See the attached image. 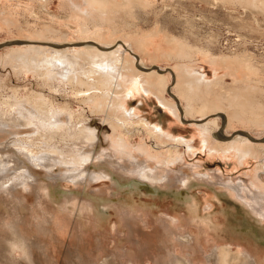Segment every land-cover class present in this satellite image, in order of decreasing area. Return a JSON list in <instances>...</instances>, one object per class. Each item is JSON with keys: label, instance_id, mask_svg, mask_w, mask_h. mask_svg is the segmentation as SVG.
Segmentation results:
<instances>
[{"label": "rangeland", "instance_id": "1", "mask_svg": "<svg viewBox=\"0 0 264 264\" xmlns=\"http://www.w3.org/2000/svg\"><path fill=\"white\" fill-rule=\"evenodd\" d=\"M247 1L136 0V5L126 7L132 9L130 12L120 9L115 16L113 25L119 30L116 38H112L113 30L108 26L107 38L94 40L80 32L83 20L76 9H79L77 4L86 6L83 0L72 4L66 0H0V43L49 39L59 43L89 40L113 44L118 39L128 43L140 35L146 36L147 51L134 46L143 59L140 65L158 66L164 72H146L143 78L154 92L167 99L172 97L169 89L180 95L185 106L184 89L188 80L182 69L193 71L199 66L209 81L214 82L215 69L221 67L212 61L225 57L227 62H233L231 70L221 71V75L227 73L222 79L223 85L213 92L221 89L222 93L235 92L247 84L251 99L247 96L246 117L257 116L264 121V3ZM43 31L54 32L55 36L46 38ZM15 46L0 48L1 112L14 110L16 100L27 99L35 92L62 104L68 98L80 117L76 129L83 125L99 129L106 125L103 131L109 133V124L115 121L112 112L93 111L88 105L79 104L77 99L69 97L72 88L67 81L63 82L60 77L45 79L28 68L26 61L12 58ZM21 49L28 56L36 54L35 50ZM133 65L129 63L128 67ZM169 70L178 74L175 85ZM163 73L169 77L165 78ZM238 76L242 84L237 83ZM141 81L143 79L138 78L136 84H129L133 96L126 104L127 110L136 109L140 117L148 116L176 140L160 139L139 123L141 119L131 120L125 129L131 147L119 150L102 135V139L97 140L98 151L108 154L113 151L114 164L125 167L109 165L99 158L108 161L110 158L96 155L94 162L92 159L80 173H102L93 181L78 175L56 183L47 178L48 171L43 168L37 169L40 182H44L41 193L33 184L30 189H22L23 194L0 190V264H216L214 254H219V258L223 249L230 253L229 264L240 263L243 252L251 261L245 260L243 264H264V217L249 196L255 195L264 202V146H258L255 153L249 155L222 150L216 142L212 143L213 138L210 146H206L201 141V126L184 122L181 113L177 118L157 98L148 97ZM195 90L197 94L193 97L200 103L214 99L213 93L204 92V87ZM144 95L146 106L141 109L138 101ZM222 111L228 114L227 110ZM203 116L195 111V115L184 118L197 120ZM262 127L234 123L227 131L228 142L243 143L245 138L232 135L239 130H249L257 138L264 137ZM215 130L213 137L218 131ZM21 139V146L31 145L26 134ZM8 141L13 146L11 138L1 139L0 144ZM55 145L65 150L69 148L70 157L77 152L75 150L84 147L74 138L62 139ZM140 145L146 150L147 158L155 157L152 158L154 178H142L134 170L133 156L139 154L132 148ZM88 150L94 151L93 148ZM54 168V173L65 175L64 167ZM239 180L250 188L243 191L246 198L233 188ZM13 226L25 238L26 250L7 242L12 241L10 228Z\"/></svg>", "mask_w": 264, "mask_h": 264}, {"label": "bare ground", "instance_id": "2", "mask_svg": "<svg viewBox=\"0 0 264 264\" xmlns=\"http://www.w3.org/2000/svg\"><path fill=\"white\" fill-rule=\"evenodd\" d=\"M135 1L136 0H122L121 2L119 0H83V5L86 6L84 7L82 4H77L79 9H76V11L81 14L83 20L80 32H82L87 38L91 37L94 40L101 38V40H104V38H107L108 33H110L108 32L110 31V29H108L109 26L113 30L112 38H116L119 30L116 28V25H113L115 23V16L120 13V9L125 12H130L132 9L127 10V8L135 3H138ZM249 1L251 3V0ZM259 1L262 2V4L264 3V0H256V3L258 4ZM66 2H71L72 4V2H76V0H66ZM43 33V36L46 38H52L55 36L53 35L54 32L43 31ZM40 34L41 33H39V35ZM40 36H42V34ZM20 41L22 43L13 44L17 45L15 47H19L20 50L17 51V48L14 47L13 52L15 54L12 55V58L16 57V59L18 58L26 61L25 63L28 68L34 69L37 73L45 77V79L55 77L57 79L60 77L63 79V82L67 81V84H69L72 88L69 97L77 99V102L81 105H88V107L93 109V111H101L103 109L109 110L112 112V117L115 121L112 120L110 122L109 126L111 128L109 127V133H107V131H103L108 127H106V125H103V127L99 129L97 127L83 125L78 130L76 129V126L80 123V117L77 116L71 104V100L68 98H66V103L64 102L62 104L60 102H55L51 98L46 97L44 94H37L35 92L28 96L27 99L21 97L16 100V106L13 108L14 110H6L7 112H5V110L2 112L0 111V140L4 138H11L14 142L13 146L10 145L9 141L4 144H0L1 191L10 190L15 191V193H19L22 189H25V187L30 189L29 186L33 184L40 192L41 186L44 182H40L37 169L41 170L43 168L48 171L47 178L56 180V183H63L62 180L64 178L75 179L78 175L81 178H89L93 181L101 177L102 173L94 171L90 172V174L88 172L84 175H81L80 173L85 171L84 168H81H86L96 155L110 158L111 160L108 161L105 158L98 157L99 159L106 160L109 165L114 167H125L114 164L113 151L111 154L98 151L99 142L97 143V140L102 139L100 137L102 135L104 137L103 139L107 138L111 140L112 143L119 148V150L122 149L123 151L124 148L131 147L129 145L128 134L125 132V129L129 126L131 120L141 119L139 123L150 129L154 135H158L160 139H167L171 141L176 140V137L173 134L166 131L163 126H159L154 123L148 116L144 115V117H140L136 109L131 111L127 110V102L129 101V98H132L133 96L132 91L129 90V84H131V82L136 84L138 78L143 79V81H141V87H143L144 93L148 97L157 98L165 107L169 108L177 118H180L181 116L185 117L190 114L193 116L195 115V111H200L202 115H205L200 119L197 118V120H187L185 119L186 117H182V120L189 123L193 122L201 126L203 131L201 141L205 142L206 146H210V142L212 141L211 138H213L212 143H214V145L216 142V144L219 145L218 147H221L222 150H236L240 155L253 154L258 146H264V140H262L264 137H254L249 130V132L244 130L246 134L240 132L243 130L234 131V134L232 133V135H235L234 137L239 135L242 139L245 138L243 143L237 144L236 141L228 142L230 136H228L227 131L234 123L246 122L254 127H264V121H261V119L257 116L250 117L248 119L246 117L244 107L245 104L249 102L247 96L251 99L249 93L247 92V90H249V86L247 84L239 87V90L235 92L229 91L222 93V89L221 91L213 92L215 89L220 90L218 87L223 85L222 79L227 73L221 75V71H227V69H230L232 66L231 64L233 62H227V60L224 59L225 57L222 58L221 61H212L215 66L221 67H215L216 79L214 82L209 81L208 75L199 66L193 71L189 68L182 69L188 80L184 89L187 102V106H185L181 103L182 98L180 95L172 93L169 89L172 97L171 99H167L166 97L154 92L151 85L143 78L146 72H152L155 70L160 73L164 72L158 66L149 68L145 65H140L143 59L141 60L139 57V52H135L134 46L140 48L143 52L147 51L146 45L148 38L146 36L140 35L138 38L134 40L132 39V42L131 40L128 41V43L126 40L118 39L113 41V44H106L98 41L93 42L89 40L80 41L78 43H59L58 41L56 42V40L49 39L48 41H46V39L45 41ZM21 48H25V50L30 52L35 50L36 54L28 56L27 54H23L24 50ZM168 54L173 55L171 53ZM23 55H25V57ZM9 60H11V58ZM129 63H133L136 68H139V71L135 69L134 65L131 68L128 67ZM168 74L175 78L173 83V85H175L178 74H176L174 70H169ZM163 75L165 78L167 77L164 73ZM237 78V83H241L242 81H239V76ZM199 86L204 87V92L210 91L209 93H213L212 95L214 96V99L211 98L209 101L206 99L205 102L203 100V102L200 103L195 98L196 101L200 103V105L196 106L194 99L195 96L193 97V95L197 94L195 89ZM172 90H175L174 87ZM120 94H123L124 96H119ZM138 103L142 106L141 109L146 106L145 95L139 99ZM222 108L227 110L228 114L222 111ZM178 113H181L182 115L180 116ZM252 116L254 115L252 114ZM221 117L226 121V124L224 125L225 129H222V126L220 128L219 120H221ZM215 129L221 130V136L213 137L212 131ZM76 132H78V135L75 134ZM79 132L82 133L80 134ZM24 134L27 135L28 141L31 145H20V141L23 140L21 137ZM68 138H74L76 141H79V143H82V145L84 144L83 148H76L77 150L75 151L77 152L72 153L74 154L73 157H70V153L72 151H68V146V149L65 150L55 145L57 142L62 141V139H66L67 141ZM141 147L142 146L140 145L137 149L132 148L133 151L138 152L139 154V156H133L134 162L132 163H134V170L137 174L139 173L142 178H154L152 173H154L155 167L153 165L154 162L152 161V158L155 157H151V159L147 158L145 155L146 150ZM92 148L94 151L88 150ZM258 152H260V150ZM57 165L66 169L65 175L54 173V167ZM244 184L243 180H239L238 185L232 186L246 198L243 191L250 188ZM20 194L23 193L20 192ZM249 196H251L254 204L258 206V208H256L258 213L264 217V202H262V199L257 198L255 195ZM10 229L12 232V241L7 240V242H12V246L17 244V246L21 249L26 250L28 244L24 240L25 238H23L19 232L17 233L15 226ZM19 243L22 245H18ZM9 246L10 245H8V248H10ZM229 255V251L227 249H223L219 258L216 254H214V262L216 264H229ZM243 255V258L240 257V260L241 258L243 260H241L238 264H243L245 260L251 262L249 255L244 252Z\"/></svg>", "mask_w": 264, "mask_h": 264}, {"label": "water", "instance_id": "3", "mask_svg": "<svg viewBox=\"0 0 264 264\" xmlns=\"http://www.w3.org/2000/svg\"><path fill=\"white\" fill-rule=\"evenodd\" d=\"M20 43H22L20 40H8V41H5V42H1L0 43V48H3L5 46H10V45H13V44H20ZM225 124H226V121L223 118L222 119V127H224ZM240 132H243V134H246V132H244V131H240ZM214 134H215V136H221L222 132H221V130H218ZM262 140H264V138H262Z\"/></svg>", "mask_w": 264, "mask_h": 264}]
</instances>
